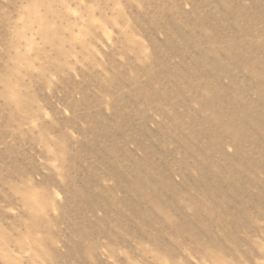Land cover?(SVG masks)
<instances>
[{
    "label": "rangeland",
    "instance_id": "obj_1",
    "mask_svg": "<svg viewBox=\"0 0 264 264\" xmlns=\"http://www.w3.org/2000/svg\"><path fill=\"white\" fill-rule=\"evenodd\" d=\"M0 264H264V0H0Z\"/></svg>",
    "mask_w": 264,
    "mask_h": 264
}]
</instances>
